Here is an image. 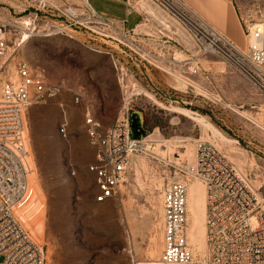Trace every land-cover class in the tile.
Returning a JSON list of instances; mask_svg holds the SVG:
<instances>
[{"label":"rangeland","instance_id":"1","mask_svg":"<svg viewBox=\"0 0 264 264\" xmlns=\"http://www.w3.org/2000/svg\"><path fill=\"white\" fill-rule=\"evenodd\" d=\"M233 1L242 23L241 44L236 45L244 50L245 26L262 24L264 29V0ZM50 2L64 4L0 0V19L8 24L0 94L5 81L18 80L22 62L31 72H41L46 84L59 88L25 111L29 173L25 194L14 209L42 247L44 264H112L159 257L163 191L169 181L183 177L197 140L224 155L264 211V95L235 66L209 58L202 63L203 71L170 75L100 35L97 24H90L96 32L70 25L74 18ZM146 9L159 17L157 7ZM82 16L78 19L84 25ZM138 17L129 14L128 24ZM75 95L80 96L78 103ZM126 101L141 111L146 133L129 157L118 193L97 201L98 188L88 169L94 147L84 115L89 111L107 127L122 114ZM63 118L68 121L66 137L58 132ZM188 188V238L199 257L208 251L205 189L195 179L188 181Z\"/></svg>","mask_w":264,"mask_h":264},{"label":"built area","instance_id":"2","mask_svg":"<svg viewBox=\"0 0 264 264\" xmlns=\"http://www.w3.org/2000/svg\"><path fill=\"white\" fill-rule=\"evenodd\" d=\"M126 15L116 18L98 12L89 0L51 3L72 16L70 25L101 27L100 35L115 41L123 50L170 75L203 71L209 58L235 66L264 95V29L262 24L246 25V48L241 50L184 0H123ZM159 9L154 18L145 7ZM37 9V8H36ZM139 15L133 25L128 15ZM83 14L85 24L78 17ZM155 24L156 26H152ZM8 24L0 19V60L8 47ZM154 35H158L155 38ZM123 52V51H122ZM115 65V63H114ZM18 80L3 83L0 94V264H44V251L32 240L14 209L27 187L29 169L24 115L27 107L58 92L46 84L41 72H31L26 62L18 64ZM80 96H74L78 103ZM130 101L122 114L102 127L87 111L84 115L94 160L97 201L114 197L123 180L130 155L141 144V136L130 134ZM63 118L58 132L67 136ZM198 180L205 189V240L208 251L197 257L188 238V181ZM163 249L156 259H130L112 264H264V211L258 198L232 164L213 145L197 140L195 155L186 163L184 175L169 181L162 195Z\"/></svg>","mask_w":264,"mask_h":264},{"label":"crops","instance_id":"3","mask_svg":"<svg viewBox=\"0 0 264 264\" xmlns=\"http://www.w3.org/2000/svg\"><path fill=\"white\" fill-rule=\"evenodd\" d=\"M184 1L203 16L216 30L235 44H241L242 23L233 0ZM91 4L98 12L106 16L120 18L126 15V5L123 0H97V3L93 4L91 2Z\"/></svg>","mask_w":264,"mask_h":264},{"label":"water","instance_id":"4","mask_svg":"<svg viewBox=\"0 0 264 264\" xmlns=\"http://www.w3.org/2000/svg\"><path fill=\"white\" fill-rule=\"evenodd\" d=\"M146 130L142 126V113L139 110H132L130 113V134L133 139L140 138Z\"/></svg>","mask_w":264,"mask_h":264},{"label":"bare ground","instance_id":"5","mask_svg":"<svg viewBox=\"0 0 264 264\" xmlns=\"http://www.w3.org/2000/svg\"><path fill=\"white\" fill-rule=\"evenodd\" d=\"M151 8V7H150ZM145 10L147 11V9H146V7H145ZM152 11H155V13H156V10H155V8H152L151 9ZM148 12V11H147ZM153 13V12H152ZM193 192H195L194 190H193ZM194 194L195 193H193V197H194ZM188 200H189V188H188ZM187 203H188V201H187Z\"/></svg>","mask_w":264,"mask_h":264}]
</instances>
